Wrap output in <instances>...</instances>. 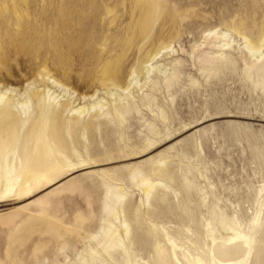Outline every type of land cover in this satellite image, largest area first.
Segmentation results:
<instances>
[{
  "label": "rangeland",
  "instance_id": "374dc122",
  "mask_svg": "<svg viewBox=\"0 0 264 264\" xmlns=\"http://www.w3.org/2000/svg\"><path fill=\"white\" fill-rule=\"evenodd\" d=\"M155 1L0 0V89L30 118L0 163L20 175L9 193L0 176V264H264V57L236 32L264 34V0ZM214 29L231 31L223 50ZM162 45L166 81L156 69L114 95L99 82L105 61L126 72ZM44 68L86 110L42 132L26 95ZM46 142L57 165L26 172L25 152Z\"/></svg>",
  "mask_w": 264,
  "mask_h": 264
},
{
  "label": "bare ground",
  "instance_id": "6f19581e",
  "mask_svg": "<svg viewBox=\"0 0 264 264\" xmlns=\"http://www.w3.org/2000/svg\"><path fill=\"white\" fill-rule=\"evenodd\" d=\"M152 4L157 6L158 2L153 0ZM15 13L17 19L16 25L20 28V23H22L21 21L23 15H21V13H18L17 11H15ZM147 16H150V14H148ZM146 26H147L146 22L141 23L140 29H138V35L139 34L143 35L144 31L146 30ZM240 27L242 29L241 25ZM234 28L238 29V27H234ZM236 32L242 36L244 45L247 48L248 52L251 54V57L255 58L256 61L260 60L259 59L260 57L261 59L264 57V48H263L264 34H261L262 32L260 33V35H257L259 33H256L257 37L255 40H253L255 37L253 38L252 35L249 33L247 34L251 35L252 39L248 37L245 33H243V31L241 32V30H237ZM210 35L214 37L213 45L219 48V50H223L224 47L229 44V42L227 41L228 39L231 38V31L214 29L209 31L208 36ZM169 47L170 45H166V46L162 45V47L160 48L158 47L157 50H154L153 52L144 55L138 62L132 64L129 70H127L128 71L127 76H126L127 71L124 72V67L120 59H117V61L115 62H112L111 60H107L104 63H102V65L100 64L101 74H100L99 82H101L106 86L111 87L110 88L111 95L116 94L120 90L127 92L130 91L129 87L130 86L133 87L134 85L138 84L140 76L144 80L143 82L144 86H148V84L150 83H156V81L152 77V74L156 69H158V71H161L162 75L164 76L165 71H163V69L162 70L159 69L158 59L161 58L163 49L166 48L169 49ZM220 55H224V52H222ZM39 75H41L45 79V82L42 85H40V83L32 85L31 89L27 92L26 95L27 100H31L33 102L34 107H36L35 109L37 111L36 116L34 117L33 122L31 123V125H34L33 127L34 131L41 130L42 132H44L50 125H54V127L55 125H72L71 124L72 122L69 119L67 122L64 120L62 121L61 120L62 115L65 111H67V113L81 115L84 112V110H86V106L84 102L81 101V97H77L76 94H74V92H71L72 89L68 85L61 82L59 79L55 78L48 70H46V68H44V72L43 73L40 72ZM166 79L167 77L164 76L165 81ZM9 92L10 91L8 90L5 91L3 89H0V163L5 157L8 156L9 153L15 152L16 142L20 136L18 129L19 126L21 125L24 126L30 121L29 117L28 118L22 117V113H24L25 110H28V107L22 106L21 107L22 111L17 110V104L19 102L15 98V95L13 93L10 94ZM11 92H13V90H11ZM130 96L132 99L134 98L133 95ZM142 96L145 98V97H149L150 94L146 93L143 94ZM62 98L65 99L62 100ZM84 98H86V95H82V99ZM88 98L92 99L91 104L93 108L96 105H99L102 108L105 104L108 103V102L107 103L104 102L105 104H101L103 98L100 97L96 93V91L93 94L89 95ZM113 102L116 103L114 109L117 112L129 108L128 100L127 101L119 100L118 104L116 100H114ZM24 104H26V102ZM69 104L70 105L73 104V105L68 107ZM59 105L61 107L57 108V106ZM98 116H100V114ZM23 157L25 158L24 161H26V164L23 167L25 168L26 172H35L36 174L44 173L54 168V166L57 165V163L55 162V158L52 156L51 150L49 149L47 142L43 148L39 147L35 150L27 149ZM138 172L140 171L138 170ZM134 175L135 176L138 175L137 172ZM0 176H2L4 181L6 182L5 193H9L14 190L15 185L18 183L17 180L19 179L20 175L18 173L14 174L11 168H7L4 171V173ZM143 184L145 185L144 187H145L146 195L149 196L152 188L155 186V182L148 180V178L147 179L143 178ZM116 197L118 199L120 196L116 195ZM127 226H125L126 227L125 233L128 232ZM234 235L233 237L231 236L232 239L243 237V235L240 233L236 234L235 236ZM116 246H124V245L121 242L120 235L116 233H112L110 237L109 247H116ZM219 263L245 264L243 260L240 261L225 260ZM193 264H203V260L197 257Z\"/></svg>",
  "mask_w": 264,
  "mask_h": 264
}]
</instances>
